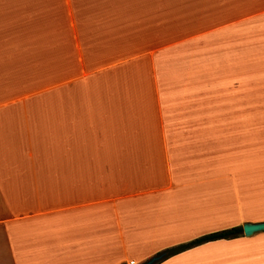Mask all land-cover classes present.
<instances>
[{"label": "crops", "instance_id": "crops-1", "mask_svg": "<svg viewBox=\"0 0 264 264\" xmlns=\"http://www.w3.org/2000/svg\"><path fill=\"white\" fill-rule=\"evenodd\" d=\"M257 73L264 0H0V264H143L264 222ZM156 264H264V232Z\"/></svg>", "mask_w": 264, "mask_h": 264}, {"label": "rangeland", "instance_id": "rangeland-1", "mask_svg": "<svg viewBox=\"0 0 264 264\" xmlns=\"http://www.w3.org/2000/svg\"><path fill=\"white\" fill-rule=\"evenodd\" d=\"M255 67L253 66V70L257 69ZM253 85H264V74H253ZM252 102V162L250 165L253 169L250 172L252 171L254 175L259 172L257 168L259 167L258 165L261 159L264 161V90H253ZM261 148L262 150H260ZM243 171V166H241L238 172L242 174Z\"/></svg>", "mask_w": 264, "mask_h": 264}, {"label": "trees", "instance_id": "trees-1", "mask_svg": "<svg viewBox=\"0 0 264 264\" xmlns=\"http://www.w3.org/2000/svg\"><path fill=\"white\" fill-rule=\"evenodd\" d=\"M242 235V227H233L231 229H227L224 231L216 232V233H211L207 234L204 236H201L197 239H194L188 243L178 245L176 247L170 248L162 252L161 254H164V257H171L176 254H179L183 251L189 250L191 248L197 247L199 245H202L207 242H212V241H218V240H230L234 238H238L239 236Z\"/></svg>", "mask_w": 264, "mask_h": 264}, {"label": "water", "instance_id": "water-1", "mask_svg": "<svg viewBox=\"0 0 264 264\" xmlns=\"http://www.w3.org/2000/svg\"><path fill=\"white\" fill-rule=\"evenodd\" d=\"M259 232H264V222L260 223H245L242 225V234L244 237H250L251 235ZM164 257V254L157 255L155 257H152L148 261H146L143 264H156L158 263L162 258Z\"/></svg>", "mask_w": 264, "mask_h": 264}, {"label": "built area", "instance_id": "built-area-1", "mask_svg": "<svg viewBox=\"0 0 264 264\" xmlns=\"http://www.w3.org/2000/svg\"><path fill=\"white\" fill-rule=\"evenodd\" d=\"M129 264H134L133 262H130Z\"/></svg>", "mask_w": 264, "mask_h": 264}]
</instances>
